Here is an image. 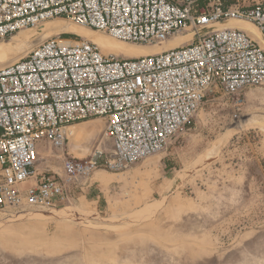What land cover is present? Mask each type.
<instances>
[{
    "label": "built area",
    "instance_id": "built-area-1",
    "mask_svg": "<svg viewBox=\"0 0 264 264\" xmlns=\"http://www.w3.org/2000/svg\"><path fill=\"white\" fill-rule=\"evenodd\" d=\"M61 18L117 40L178 46L142 56L104 53L94 42L49 37L0 67V215L70 200L69 185L96 169L119 173L163 152L206 96L264 86V0H0V41ZM104 120L107 149L64 153L68 129ZM61 150L63 176L38 171L35 140Z\"/></svg>",
    "mask_w": 264,
    "mask_h": 264
},
{
    "label": "rangeland",
    "instance_id": "rangeland-1",
    "mask_svg": "<svg viewBox=\"0 0 264 264\" xmlns=\"http://www.w3.org/2000/svg\"><path fill=\"white\" fill-rule=\"evenodd\" d=\"M54 21L79 26L61 18L40 22L24 30L45 28L42 40L24 41V49L0 60L22 58L52 36L82 38L48 29ZM69 128L68 156L110 145L103 119ZM35 148L38 171L63 176V152L43 138ZM95 171L69 185L67 202L0 215V264H264V86L208 94L166 150L121 171L122 187L101 191Z\"/></svg>",
    "mask_w": 264,
    "mask_h": 264
},
{
    "label": "bare ground",
    "instance_id": "bare-ground-1",
    "mask_svg": "<svg viewBox=\"0 0 264 264\" xmlns=\"http://www.w3.org/2000/svg\"><path fill=\"white\" fill-rule=\"evenodd\" d=\"M39 24V23H38ZM38 24H36L35 26H37ZM51 24V23H50ZM72 24V23H71ZM68 24L67 22L64 21H54L53 24H51V26L47 27L48 29L54 31H66V30H70V31H75L77 35L81 36L83 39H86L90 42H94L95 44H97L100 49L104 52V53H111L114 55H118L121 52L122 54V50L128 51L129 53H126L123 56H128V57H134V56H142V55H146V54H151L154 53L156 51L159 50H164L167 48H171V47H175L178 46L179 44L186 42L189 40L190 38V34L189 37H187L186 39H179V40H168L166 42L163 43V45H159V46H146V47H139V48H131V45L129 44H124L121 42H118L116 40H113L110 38V36H104L101 34H97L95 33L96 31L90 28H87L85 26H75V25H71ZM224 25H235V26H239L240 28L246 30V32H248L255 40L258 41V43L261 45L262 48H264V38L260 36L259 32L257 31V29L250 23H245V22H240V21H228L226 24H221L218 26H224ZM34 26V27H35ZM32 28V27H31ZM45 30V28H37L34 32L32 33H27L25 30L23 31H19L15 36L13 35L12 37V42L13 43H4L3 44V48L0 47V57L4 58L5 54L8 52H14V51H18L20 48H22L23 46H25L24 41L27 40H42L40 38H38L39 34L41 32H43ZM184 35V36H187ZM33 36H35L33 38ZM43 38V37H42ZM138 45V44H136ZM144 46V45H141ZM24 49V47H23ZM131 52V53H130ZM118 53V54H117ZM22 56V55H21ZM19 57V56H18ZM18 57H11L8 59H3L0 62V65L4 64V63H8V62H12V60H16L18 59ZM5 60V61H4ZM90 130V129H88ZM67 133L68 138H70V136L73 135V130L71 128H69ZM76 152V150H75Z\"/></svg>",
    "mask_w": 264,
    "mask_h": 264
},
{
    "label": "crops",
    "instance_id": "crops-1",
    "mask_svg": "<svg viewBox=\"0 0 264 264\" xmlns=\"http://www.w3.org/2000/svg\"><path fill=\"white\" fill-rule=\"evenodd\" d=\"M233 26H235V25H233ZM3 44L4 43H0V47L3 48ZM0 62H1V60H0ZM141 168H142V166H141ZM136 170L139 173L144 171V170H140V167H138V169H136ZM93 183H94V185H98V187H100V188L102 187L101 191H107L108 189H110V187H113V188L122 187V172H120V173L110 172V173L104 174V173L95 171ZM155 200H157V198H155L154 201ZM60 226H61V224H60Z\"/></svg>",
    "mask_w": 264,
    "mask_h": 264
}]
</instances>
